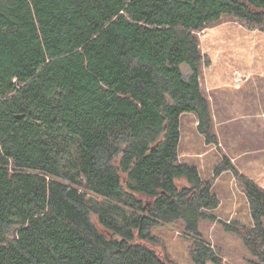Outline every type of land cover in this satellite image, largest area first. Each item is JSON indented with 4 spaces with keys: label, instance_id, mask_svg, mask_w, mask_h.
Masks as SVG:
<instances>
[{
    "label": "trees",
    "instance_id": "1",
    "mask_svg": "<svg viewBox=\"0 0 264 264\" xmlns=\"http://www.w3.org/2000/svg\"><path fill=\"white\" fill-rule=\"evenodd\" d=\"M223 16L264 32V0H0V264H167L147 244L175 222L222 264L203 220L264 264V190L239 176L253 224L222 222L178 158L184 114L217 143L196 33Z\"/></svg>",
    "mask_w": 264,
    "mask_h": 264
},
{
    "label": "rangeland",
    "instance_id": "2",
    "mask_svg": "<svg viewBox=\"0 0 264 264\" xmlns=\"http://www.w3.org/2000/svg\"><path fill=\"white\" fill-rule=\"evenodd\" d=\"M196 36L203 58L199 82L209 100L211 133L217 143H207L197 131V118L184 114L178 158L195 166L202 180L211 182L212 192L219 199L218 208L212 212L216 219L247 229L253 223L239 176L264 190V32L223 16ZM182 72L184 76L189 74L186 66ZM224 160L234 171L215 176V168ZM176 185L181 188L187 182L178 179ZM199 231L222 264H249L254 260L239 236L226 232L217 221H200ZM152 234L158 243L147 245L167 264H194L190 256L192 240L184 234L181 222L155 227Z\"/></svg>",
    "mask_w": 264,
    "mask_h": 264
},
{
    "label": "crops",
    "instance_id": "3",
    "mask_svg": "<svg viewBox=\"0 0 264 264\" xmlns=\"http://www.w3.org/2000/svg\"><path fill=\"white\" fill-rule=\"evenodd\" d=\"M180 125H181V121H180ZM181 128V127H180ZM181 138V137H180ZM180 143V142H179ZM195 167V166H194ZM196 168V167H195ZM197 169V168H196ZM198 170V169H197ZM199 172V171H198Z\"/></svg>",
    "mask_w": 264,
    "mask_h": 264
}]
</instances>
